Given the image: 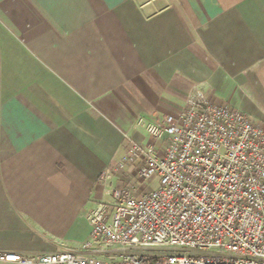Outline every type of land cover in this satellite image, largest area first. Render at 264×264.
<instances>
[{"label":"crops","instance_id":"crops-1","mask_svg":"<svg viewBox=\"0 0 264 264\" xmlns=\"http://www.w3.org/2000/svg\"><path fill=\"white\" fill-rule=\"evenodd\" d=\"M195 88L264 124V0H0V251L104 258L89 214L138 183V121Z\"/></svg>","mask_w":264,"mask_h":264},{"label":"built area","instance_id":"built-area-1","mask_svg":"<svg viewBox=\"0 0 264 264\" xmlns=\"http://www.w3.org/2000/svg\"><path fill=\"white\" fill-rule=\"evenodd\" d=\"M138 122L150 139L133 141L116 165L139 160L138 183L114 189L115 203L102 202L89 214L84 248L109 257L0 251V261L264 264V124L212 102L199 88L182 110ZM152 179L159 186L143 192Z\"/></svg>","mask_w":264,"mask_h":264},{"label":"rangeland","instance_id":"rangeland-1","mask_svg":"<svg viewBox=\"0 0 264 264\" xmlns=\"http://www.w3.org/2000/svg\"><path fill=\"white\" fill-rule=\"evenodd\" d=\"M228 106V105H226ZM230 107V106H229ZM159 186V181L158 179H152L150 181H148L146 184H145V187H148L149 189H154V188H157ZM107 251V250H106ZM106 254V253H105ZM109 256L108 255H105L104 258H108Z\"/></svg>","mask_w":264,"mask_h":264}]
</instances>
